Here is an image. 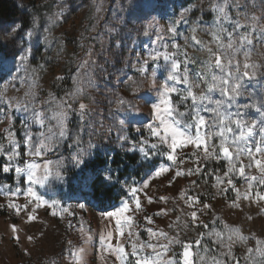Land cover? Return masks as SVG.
I'll use <instances>...</instances> for the list:
<instances>
[{
	"label": "rangeland",
	"instance_id": "obj_1",
	"mask_svg": "<svg viewBox=\"0 0 264 264\" xmlns=\"http://www.w3.org/2000/svg\"><path fill=\"white\" fill-rule=\"evenodd\" d=\"M15 4L24 19L0 22V146L4 153L0 163L6 161L13 149L10 140H14L20 157L12 161L13 167L38 164L37 176L47 175L48 179L43 185L33 184L27 181L26 172L16 176L14 172L0 171V264H135L138 258L157 254L160 264H167L171 257L180 261L182 244L168 245L165 235L191 244L193 264H213L214 260L234 264L233 258L239 264H264L259 254L254 252L251 259L247 254L248 248L257 247L256 239L264 242V201L258 202L257 198V193L264 195V186L255 181L249 189L247 179L260 175L259 171L246 167L245 177L232 174L235 187L225 183V194L214 187L216 177H223L228 167L224 159L204 160L203 152L190 145L174 153L175 162L169 161L170 149L148 128L149 124L155 126L153 105L159 103L165 84L178 90L171 96L177 108L176 118L182 124L191 122L193 106L182 99L187 86L168 79L172 64L179 63L181 76L186 67L188 81L197 94L206 92L210 80L202 74L208 72L207 48L216 52L214 37L218 35L226 45L231 33L237 45L240 36L251 41L234 54L233 64L239 61L241 72L245 62L256 67L250 70L252 78L242 81L241 94L224 103L221 111L247 125L255 124V135L247 141V147L254 150L257 144L264 143V0H16ZM220 7L227 19L220 15ZM21 25L22 29L14 31ZM221 52L227 56L232 50ZM245 52L249 54L247 61ZM212 72L220 74L214 67ZM210 95L213 100H226L219 89ZM80 104L86 106L83 114ZM213 107L207 102L199 105L201 115L214 125L211 132L218 130L219 123L210 111ZM61 110L67 113L63 137L53 118ZM36 113L41 114L43 125L37 122ZM179 113L186 115L181 117ZM230 126L235 130L234 123ZM29 135L30 145L26 143ZM41 140L47 147L36 156L31 146H38ZM209 143L218 144L219 138L212 137ZM92 145L110 153V164L101 172L110 176L107 183L117 184L129 194L124 202L129 208L121 218V224L124 217L131 218L124 227V236L119 235L116 217L88 206L84 194L70 190L73 170L78 160L90 158ZM129 157L148 174L139 185L127 176L120 180V166ZM198 158L202 175L182 176L169 186L176 170H194ZM260 158L264 160V155ZM242 159L245 165L252 163L246 153ZM161 165L172 171L156 177ZM28 188L40 199L28 193ZM133 189L137 191L133 193ZM237 190L251 196L239 199V208L232 207L238 199ZM180 191L198 195L202 204L212 205L199 217L207 228L193 226L187 215L191 209L180 198ZM148 197L156 202L149 204ZM159 197H166L167 203ZM136 200L142 210H136ZM9 204L21 208L27 205V210L17 214ZM158 209L168 212L157 215ZM29 215L35 217L31 222ZM145 216L152 217L154 223L147 224ZM12 225L18 229V243ZM147 228L156 235L150 237ZM231 228L241 229L248 239L235 240L232 256H228ZM109 232L113 233L111 240ZM29 236L34 237L31 242ZM132 243H137L138 251L140 244L157 247L155 251L145 247L139 256H133ZM118 245L126 247L123 259L115 251ZM161 246L171 250L165 253ZM260 247L264 249V243Z\"/></svg>",
	"mask_w": 264,
	"mask_h": 264
},
{
	"label": "snow or ice",
	"instance_id": "obj_2",
	"mask_svg": "<svg viewBox=\"0 0 264 264\" xmlns=\"http://www.w3.org/2000/svg\"><path fill=\"white\" fill-rule=\"evenodd\" d=\"M220 15L227 19V13L225 12L223 7H220L218 9ZM238 27H242L238 25ZM23 26H19L18 28H14V31H18L22 29ZM174 31V29H173ZM222 31V29H221ZM30 36L31 33H28ZM216 39L218 44V50L216 52H213V50L208 47L207 51L209 52V60L205 62L206 68L208 70L207 74H202L205 76L206 80H210V82H207L206 92H201L197 94L193 90V85H191L188 81L187 76V69L185 67L183 75H179V69L180 65L178 62H173L172 64V74L169 75L168 79L172 80L177 83H183L186 87V95L182 97L184 101H190L193 106V114H192V120L190 123H184L182 124V121L177 119V108L174 106L171 96L173 93H177V89L175 87L169 86L168 84H165L163 86V92L161 94L159 103L153 105L154 114H155V126L153 124H149L148 128L151 131V134L153 137L157 138L162 144H166L170 151L167 154V159L169 161L175 162L177 160L176 155L174 153L181 148H185L188 146H194L195 148L201 150L203 152V159L208 160L210 158L214 159H224L227 163L228 167L225 169L223 173V177L217 176L216 177V183L214 184V187L218 188L219 191L224 192L226 194V189L223 187L225 183L231 187H235L234 181L231 178L232 174H238L241 177L246 176L245 168L246 167H255L260 175H250L247 176V179L249 181V189L252 187V182L258 181L261 186H264V160L260 158L261 155H264V143L257 144L255 149H251L247 147V141L255 135V124L247 125L245 124L241 119L236 118L233 119L231 115H226L221 111L222 105L226 103L227 101L233 100L236 97H238L241 94V88L243 87L242 81L244 79H251L252 74H250V70H253L256 65L245 62L243 64L244 71L241 72V65L239 61H236L235 64L232 62V58L236 52L240 50V47L243 46L245 43L250 44L251 41L248 39L247 36H240L239 37V45H237L236 41L233 40L232 34L229 33L228 35V43L225 45L220 42V37L217 35L214 37ZM193 40H195V37H193ZM196 43H200L199 41H196ZM232 50L231 54L225 56L222 54L221 50H224L225 52L227 50ZM245 59L249 58V54L245 52ZM165 60L169 59V56H164ZM215 68L219 71V75L212 72V68ZM141 71L143 72L144 69L142 68ZM195 87H199V85H195ZM219 89L221 95L226 98V100H213L211 97V93ZM207 102L208 104H214V107L210 109V111L214 112L216 116L219 118V123L216 125L218 127V130L215 132L209 131L210 128H212L214 125H210L205 117L201 115V111L199 108V105H203ZM121 103H124V101H121ZM81 114H83L86 106L84 104L79 105ZM185 113H179V116L183 117L185 116ZM239 116V114H237ZM54 119L57 120L59 124V136L63 137L66 134V124L65 121L67 119V113L63 110L57 112L54 114ZM36 119L37 122H39L41 125H43V120L41 119V114L36 113ZM227 122V123H226ZM123 123V121H121ZM235 125V130L230 125ZM49 132H51V129H49ZM43 135V133H41ZM262 136H264V132L261 133ZM212 137H218L219 143L218 144H210L209 140ZM48 139H51L49 137ZM32 137L29 135L27 137V144H31ZM10 143L13 145V149L11 152L7 154L6 161L3 163H0V171L3 173H11L14 172L16 176H20L22 173L27 174V181L29 183L33 184H41L48 179V176L45 175L43 178L37 176V169L40 167L38 164L30 163L27 164L25 168H22L20 166L13 167L12 161L14 159H18L20 157V151H19V145L16 144L14 140H10ZM241 145H244V147H241ZM47 145L44 143L43 140L40 141L38 146H31V151L34 155L39 156L41 154V149L46 148ZM153 148L156 147V144L152 145ZM253 151L256 153L255 156H253ZM246 153L247 159L252 161V163H249L245 165L242 155ZM3 148L0 146V155H3ZM78 163L81 165L85 164V161L78 160ZM180 163H183V161H180ZM107 164V161H101L99 162L92 172L88 173L84 177V184L85 186H95V185H103L106 184L110 176H104L101 175V170L105 169ZM47 169V166H45ZM172 171L171 167L163 166L161 165L155 172L156 177H160L168 172ZM200 174L202 175V170L199 165V158L196 161V167L195 169H188L186 171H180L176 170L174 172V178L170 179L168 181L169 186H172L175 184L176 180L179 179L182 176H193ZM59 176V173H57ZM195 184V182H192ZM145 187H148L147 184L144 185ZM19 191V189H17ZM28 193H30L33 197H36V193L32 191L31 188H28ZM133 193H135L137 190L133 189ZM179 196L182 200L185 201L187 206L191 209L190 213L187 215L190 217V220L193 224V226L199 225L202 227L207 228V224H203L200 222L199 217L203 214L204 211L210 210L212 208L211 204H202L201 198L198 195H187L184 191L179 192ZM237 200H234L232 202V207H240V204L238 203L239 199H251V196L249 193H244L241 195L239 191L237 190ZM258 202L264 201V195H260L257 193ZM37 200H39V197H36ZM159 200L161 202L167 203L166 197H159ZM147 201L149 204L156 202V200L152 197H148ZM41 203H44L41 201ZM136 210H142L141 203L139 200H136ZM10 208H12L14 211L17 212V214L20 213L21 210H27V205H24L23 208L21 206H18L16 204H9ZM39 206V205H38ZM197 206H200L199 211L197 210ZM83 207V205H81ZM129 208L128 203H124L123 206L118 209L116 212H108L106 215L108 217H116L115 224L119 230V235L124 236V227L128 225L130 221V217H124V224H121V218L123 217L124 212ZM168 212L167 209H158L157 215L164 214L166 215ZM28 221L31 222L35 219V217L29 215L27 217ZM179 219V218H178ZM248 219H251L249 216ZM144 220L147 224L154 223L152 217L145 216ZM188 222H184V227L187 228ZM147 232L149 233V236H155L156 232L152 228H147ZM12 232L16 235H14V239H16L17 243L19 242V235H18V229L15 225H12ZM230 235L228 237L229 244L227 247L229 248V251L226 255L232 256L231 252V246L232 243L235 242V240L239 241H246L248 237H245L242 233V230L239 228H231L229 229ZM129 237H132V233H128ZM161 235H164L161 233ZM218 237L221 236L220 233H216ZM113 237V233H108V239L111 240ZM165 238L168 239V245H181L182 244V252L180 255V261L176 260V257H171L167 260V264H193L192 260L190 259L192 253L190 251L191 244L187 241L181 242L178 237H172L168 238L165 235ZM202 238V237H201ZM235 238V239H234ZM34 239V237L29 236L28 240L31 242ZM138 239V237H137ZM197 243V246H199V243ZM264 243L259 239H256V245L257 247L255 249L248 248L247 254L248 258H252V254L255 252L259 254L260 256L264 257V249L260 247V245ZM112 245L109 243V248H111ZM152 248L153 251H155L157 245H154L152 243L147 244H140L139 245V251H143V249ZM163 251L166 253L167 251H170L171 249L168 246H161ZM132 253L133 256H139L138 251V245L137 243L131 244ZM83 252V249L80 250ZM116 253L118 254L120 259H123L124 256L127 255L126 247L122 245H118L115 248ZM234 259V264H239V260L236 258ZM135 264H160V254H157L155 257L147 256L145 255L142 258H138L135 261ZM213 264H226L224 261H213Z\"/></svg>",
	"mask_w": 264,
	"mask_h": 264
},
{
	"label": "trees",
	"instance_id": "obj_3",
	"mask_svg": "<svg viewBox=\"0 0 264 264\" xmlns=\"http://www.w3.org/2000/svg\"><path fill=\"white\" fill-rule=\"evenodd\" d=\"M16 0H0V22H9L13 19L23 20V14L15 4ZM22 1H34V0H22ZM39 1V0H38ZM160 1V0H159ZM90 158L85 161L84 165L77 162L73 170V180L70 184L72 192L84 194L87 199L86 204L98 208L102 212L111 211L121 200L127 197L128 192L119 189V185L108 183L103 185L85 186L84 177L93 171L95 166L101 161H107L110 164V153L107 149H101L96 145H92L90 149ZM137 162L133 157L128 158V162L125 165H121L119 172L120 180L124 177H128L129 180L133 179L134 184L142 181L148 176L144 172V169L138 168ZM102 172V170H101ZM102 175V173H101ZM88 188V190H87Z\"/></svg>",
	"mask_w": 264,
	"mask_h": 264
}]
</instances>
